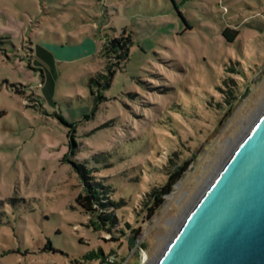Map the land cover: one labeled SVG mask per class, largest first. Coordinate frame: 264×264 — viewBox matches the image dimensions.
<instances>
[{"label": "rangeland", "instance_id": "1", "mask_svg": "<svg viewBox=\"0 0 264 264\" xmlns=\"http://www.w3.org/2000/svg\"><path fill=\"white\" fill-rule=\"evenodd\" d=\"M174 1L0 0V264H154L263 111L264 0Z\"/></svg>", "mask_w": 264, "mask_h": 264}, {"label": "water", "instance_id": "2", "mask_svg": "<svg viewBox=\"0 0 264 264\" xmlns=\"http://www.w3.org/2000/svg\"><path fill=\"white\" fill-rule=\"evenodd\" d=\"M154 264H264V109Z\"/></svg>", "mask_w": 264, "mask_h": 264}, {"label": "trees", "instance_id": "3", "mask_svg": "<svg viewBox=\"0 0 264 264\" xmlns=\"http://www.w3.org/2000/svg\"><path fill=\"white\" fill-rule=\"evenodd\" d=\"M174 5H176L175 1L173 0ZM177 8V6H176ZM175 8V9H176ZM178 14L180 15L181 18H183V20L186 22L185 18L183 17V15L179 12V10H177ZM187 28L189 29L190 27L187 26ZM126 33V32H124ZM223 36L225 38V40L227 42H229V44H232L235 39L238 38L239 36V31L238 30H233V29H229V27H227L224 31H223ZM129 40H127L123 35L119 38V39H114L111 42V46L114 47L115 49H122L124 48V46H126V44H128ZM110 48L107 46V49H105L106 51H108ZM123 56H126V54H124ZM92 83H95V81L93 79H91ZM77 147L76 142H74V148ZM190 165V162H186L184 164V166H180L177 167L174 172L172 174L169 175V179H167V183L166 185H164L163 189H162V193H161V197L163 196H167L168 194L171 193L172 191V187L177 183L178 180H180L184 174V172L186 171V167ZM78 167L82 170L87 171L89 174H91L93 171L86 169L85 166H82V164H79ZM95 172V171H94ZM98 172V171H97ZM105 186L91 182V183H87V187L86 190L84 191V193L81 195L79 194L76 201L79 204L80 208L87 214L90 215H94V216H98L96 214L100 213V209H97V207L101 208V207H105V206H109L110 209L112 210H118V209H122L124 207L127 206V204L125 203V201L122 199V202H116V201H112L111 203L108 202L104 203L101 199L102 194V190ZM163 203L162 198L158 199L155 201V204L153 207H148L147 208V215L148 218H152L156 212V210L158 208L161 207ZM112 217L111 219H104L103 217L98 216V218L100 219L99 221L102 222V225H106L108 224L110 227L114 224V220L117 219L116 216ZM125 228H130L129 225L125 224ZM135 235H133L129 240V243L131 244V247H134L135 242H136V236L139 234L138 231L134 232ZM103 253L100 251L99 254L96 252H88L85 255L82 256V260L83 261H90V260H96L99 259L102 263L101 264H108V258L107 256H102ZM74 264H83V263H78V260H75Z\"/></svg>", "mask_w": 264, "mask_h": 264}, {"label": "bare ground", "instance_id": "4", "mask_svg": "<svg viewBox=\"0 0 264 264\" xmlns=\"http://www.w3.org/2000/svg\"><path fill=\"white\" fill-rule=\"evenodd\" d=\"M259 111H262V110H259ZM256 116H257V114L254 116V118L252 119V121L249 123V125H247L246 126V128H245V130H244V132H243V135H241V136H244V133L245 132H247L246 130H248V128H249V126H251V125H253L254 124V120H255V118H256ZM246 134V133H245ZM237 141V140H236ZM235 144H236V142H235ZM235 144H234V146H235ZM234 146H232V148H231V151L233 150V147ZM231 151H230V153H231ZM234 151V150H233ZM233 151H232V153H233ZM225 163V162H224ZM201 195V194H200ZM194 203H195V201H194ZM194 203H192V204H194ZM192 208L190 207V209H187V211L186 212H188V210L190 211ZM186 214H188V213H185V215ZM187 216V215H186ZM183 220V219H182ZM180 222V221H179ZM179 222H177V224H176V227L178 226V225H180L179 224ZM182 222V221H181ZM179 227V226H178ZM169 244V243H168ZM144 261H143V264H148L147 263V260H148V258H147V255H146V257L143 259Z\"/></svg>", "mask_w": 264, "mask_h": 264}, {"label": "built area", "instance_id": "5", "mask_svg": "<svg viewBox=\"0 0 264 264\" xmlns=\"http://www.w3.org/2000/svg\"><path fill=\"white\" fill-rule=\"evenodd\" d=\"M109 262H111V263H112V262H113V261H112V259H109Z\"/></svg>", "mask_w": 264, "mask_h": 264}]
</instances>
